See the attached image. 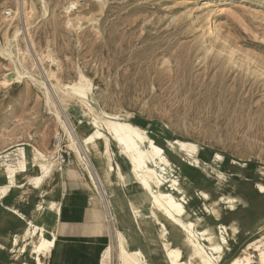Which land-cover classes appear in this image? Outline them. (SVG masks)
<instances>
[{
	"label": "rangeland",
	"instance_id": "374dc122",
	"mask_svg": "<svg viewBox=\"0 0 264 264\" xmlns=\"http://www.w3.org/2000/svg\"><path fill=\"white\" fill-rule=\"evenodd\" d=\"M79 73L92 106L130 114L159 146L165 138H179L197 144L205 162L214 152L244 164L225 162L218 168L225 177L224 192L250 204L236 212L221 204L222 222L236 219L239 227L219 263L226 264L253 237L252 223L264 212V193L254 185H264V0H0V174H11L25 159L27 172L40 163L29 152L22 157L21 150L56 152L60 162L53 179L40 190L30 187L25 201L19 189L0 201V243L6 246L0 264H20L25 257L13 260L9 249L12 234L25 222L3 206L13 205L35 222L43 217L50 228L54 216L31 213L40 192L46 199H60L67 183L93 185L56 117L67 123L81 150L82 106L67 94ZM82 156L89 159L87 153ZM191 174L181 180L189 195L186 206L212 221L197 193L215 198L220 191L212 177ZM114 191L103 205L107 238L113 243L119 230L129 249L141 251L144 264H169L153 233L158 224H143L134 216L122 182ZM148 208L141 209L149 214ZM165 226L171 242L180 246ZM181 251L184 260L186 250ZM41 261L49 264V257Z\"/></svg>",
	"mask_w": 264,
	"mask_h": 264
},
{
	"label": "bare ground",
	"instance_id": "6f19581e",
	"mask_svg": "<svg viewBox=\"0 0 264 264\" xmlns=\"http://www.w3.org/2000/svg\"><path fill=\"white\" fill-rule=\"evenodd\" d=\"M48 77L51 78V75L48 74ZM84 78V75L79 73L78 81L68 85L71 90L67 93L77 99L82 106L80 111L78 110V116L80 123L85 124L86 130L78 132L81 138V150L76 146V138L69 130V126H66L67 123L62 121L60 115L57 114L56 117L69 139L68 146L73 148L72 151L83 160L87 168L85 170L89 172V178L93 184L90 189L95 188L101 200L100 191L102 189L114 191V185L122 182L127 193L126 201L134 216L140 217L141 221L150 218L153 224H158L157 235L166 249L171 264H219L225 251H230L228 240H236L239 230L236 219L228 224L222 222L221 204H224L225 208L231 212L238 211V208L248 209L250 204L239 195L224 192L225 177L218 168L225 162L239 167H243L244 164L235 159L226 160L225 157L214 152H211L209 156L211 163L209 164L201 160V152L197 144L179 138H165L162 146H159L143 126L131 120L130 114L126 112L108 114L92 106L87 89L81 84ZM41 84L44 85V82ZM52 87L57 89L54 84ZM60 100L64 101L65 97L60 96ZM59 142L60 139L56 136L57 145ZM111 145L114 148H110ZM28 152L38 158L40 163L35 164L31 172H27L29 162L25 159L24 162H18V169H10L11 174L1 173L0 201L13 189H19L20 198L25 201L26 192L30 190V187L40 190L42 184L51 181L58 171L60 162L56 160V152L21 150L19 154L25 158ZM82 153H87L89 159L83 157ZM177 165H180L179 168ZM182 172L185 179H182ZM190 172L212 177L216 190L220 191L215 198L205 191L197 193L203 201L204 210L212 221H206L203 217L197 216L186 206L189 195L182 186L181 180H186ZM13 175L19 176V180H14ZM254 185L256 190L264 193L262 183L256 182ZM39 195L31 213L38 215L43 211V215L46 213L54 216V223L50 228H47L45 218L40 217V222L26 219L25 215L20 213L15 206H3L2 203L4 209L11 211L25 222L20 231L12 234L9 247L13 253L10 256L13 260H18L21 255L25 256L20 264H45L42 263L41 257H48L55 245L59 226L60 200L44 198V191H41ZM146 204L149 206V214L141 209ZM165 224H168L174 231L180 246H175L171 242ZM252 226L254 231L261 233L264 228V212L258 213ZM252 246L253 251L244 248L226 264H264V233L254 238ZM181 247L186 250L187 254L184 260ZM5 249L6 246L0 243V250ZM113 249L116 264H144L141 251L129 249L125 236L117 230L114 232L113 243L110 238H107L99 253L98 264H112Z\"/></svg>",
	"mask_w": 264,
	"mask_h": 264
},
{
	"label": "crops",
	"instance_id": "0c3cea01",
	"mask_svg": "<svg viewBox=\"0 0 264 264\" xmlns=\"http://www.w3.org/2000/svg\"><path fill=\"white\" fill-rule=\"evenodd\" d=\"M100 193L101 200L85 185L67 183L59 199V226L54 248L48 256L49 264H98L99 253L107 240L103 205H107L105 199L115 195V191L102 189ZM142 223L153 224L150 218H145ZM153 233L158 236L157 231L154 230ZM262 233L264 228L261 233L253 231V237L246 241L240 250L253 248L252 241ZM160 243L162 244L161 239ZM163 249L166 253V249L164 247ZM166 256L171 264L167 253Z\"/></svg>",
	"mask_w": 264,
	"mask_h": 264
},
{
	"label": "built area",
	"instance_id": "2783aa9c",
	"mask_svg": "<svg viewBox=\"0 0 264 264\" xmlns=\"http://www.w3.org/2000/svg\"><path fill=\"white\" fill-rule=\"evenodd\" d=\"M10 12L9 11H5V14L8 15ZM104 217H105V214H104ZM106 222V221H105Z\"/></svg>",
	"mask_w": 264,
	"mask_h": 264
}]
</instances>
